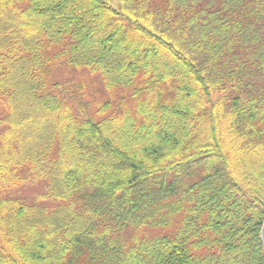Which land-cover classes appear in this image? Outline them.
<instances>
[{
    "label": "trees",
    "instance_id": "trees-1",
    "mask_svg": "<svg viewBox=\"0 0 264 264\" xmlns=\"http://www.w3.org/2000/svg\"><path fill=\"white\" fill-rule=\"evenodd\" d=\"M113 1L0 0V264H264V0Z\"/></svg>",
    "mask_w": 264,
    "mask_h": 264
},
{
    "label": "rangeland",
    "instance_id": "rangeland-1",
    "mask_svg": "<svg viewBox=\"0 0 264 264\" xmlns=\"http://www.w3.org/2000/svg\"><path fill=\"white\" fill-rule=\"evenodd\" d=\"M113 6L116 8H121L123 6V3H119L117 0L113 1ZM31 189L29 186L25 190H23L22 194H26L27 192H31Z\"/></svg>",
    "mask_w": 264,
    "mask_h": 264
},
{
    "label": "water",
    "instance_id": "water-1",
    "mask_svg": "<svg viewBox=\"0 0 264 264\" xmlns=\"http://www.w3.org/2000/svg\"><path fill=\"white\" fill-rule=\"evenodd\" d=\"M261 240L263 242V250H264V220H263L262 226H261Z\"/></svg>",
    "mask_w": 264,
    "mask_h": 264
}]
</instances>
